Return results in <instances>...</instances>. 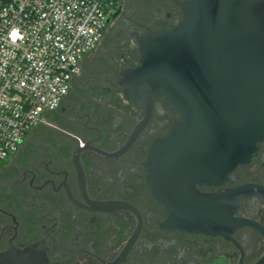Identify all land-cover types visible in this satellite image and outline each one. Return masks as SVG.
I'll list each match as a JSON object with an SVG mask.
<instances>
[{
  "label": "flooded vegetation",
  "instance_id": "obj_1",
  "mask_svg": "<svg viewBox=\"0 0 264 264\" xmlns=\"http://www.w3.org/2000/svg\"><path fill=\"white\" fill-rule=\"evenodd\" d=\"M189 0H122L96 48L80 63V74L58 108L8 162L0 166V253L42 246L47 264H111L136 229L127 209L99 212L83 198L73 154L85 146L117 151L146 114L145 107L124 97L123 72L139 65L138 37L148 30H171L182 19L179 4ZM150 117L118 157L93 151L79 153L88 198L131 206L140 231L119 264H238L240 251L222 235L211 236L165 226L169 211L157 203L143 164L155 139L166 138L171 123L182 120L160 96ZM248 162L236 163L221 185L199 186V194H221L243 185L264 188V138ZM232 218L248 219L264 229V199L241 197ZM228 236L242 251L240 264H257L264 256V237L241 225Z\"/></svg>",
  "mask_w": 264,
  "mask_h": 264
},
{
  "label": "water",
  "instance_id": "obj_2",
  "mask_svg": "<svg viewBox=\"0 0 264 264\" xmlns=\"http://www.w3.org/2000/svg\"><path fill=\"white\" fill-rule=\"evenodd\" d=\"M182 19L171 30H148L138 37L139 65L120 72L125 96L145 117L117 151L79 148L73 154L79 188L85 201L99 212L127 209L136 217V229L118 258L124 261L140 231V218L129 205L88 198L79 153L93 151L118 157L147 123L152 101L164 96L169 109L182 120L171 123L164 139H155L144 165L151 191L169 211L165 226L189 232L222 235L241 225L264 229L248 219L237 220L234 203L260 195L264 188L243 185L221 194H199L193 183L221 185L236 163L246 164L264 138V0H189L179 4ZM44 241L22 252L0 253V264H47ZM132 250V249H131ZM257 264H264V256Z\"/></svg>",
  "mask_w": 264,
  "mask_h": 264
},
{
  "label": "built area",
  "instance_id": "obj_3",
  "mask_svg": "<svg viewBox=\"0 0 264 264\" xmlns=\"http://www.w3.org/2000/svg\"><path fill=\"white\" fill-rule=\"evenodd\" d=\"M122 0H0V164L45 123Z\"/></svg>",
  "mask_w": 264,
  "mask_h": 264
},
{
  "label": "rangeland",
  "instance_id": "obj_4",
  "mask_svg": "<svg viewBox=\"0 0 264 264\" xmlns=\"http://www.w3.org/2000/svg\"><path fill=\"white\" fill-rule=\"evenodd\" d=\"M104 33V31H103ZM103 37V36H102ZM33 130H31L24 138V141L26 142L30 137H32L34 134H33ZM10 159V157H8L5 161H3L0 166H2L4 163L8 162V160Z\"/></svg>",
  "mask_w": 264,
  "mask_h": 264
},
{
  "label": "trees",
  "instance_id": "obj_5",
  "mask_svg": "<svg viewBox=\"0 0 264 264\" xmlns=\"http://www.w3.org/2000/svg\"><path fill=\"white\" fill-rule=\"evenodd\" d=\"M47 114H48V113H47ZM47 114H46V115H47Z\"/></svg>",
  "mask_w": 264,
  "mask_h": 264
}]
</instances>
